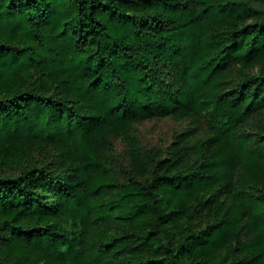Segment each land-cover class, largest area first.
Here are the masks:
<instances>
[{
  "label": "trees",
  "instance_id": "trees-1",
  "mask_svg": "<svg viewBox=\"0 0 264 264\" xmlns=\"http://www.w3.org/2000/svg\"><path fill=\"white\" fill-rule=\"evenodd\" d=\"M0 264H264V0H0Z\"/></svg>",
  "mask_w": 264,
  "mask_h": 264
},
{
  "label": "rangeland",
  "instance_id": "rangeland-1",
  "mask_svg": "<svg viewBox=\"0 0 264 264\" xmlns=\"http://www.w3.org/2000/svg\"><path fill=\"white\" fill-rule=\"evenodd\" d=\"M188 119L174 118L171 116L153 118L132 123V133L136 135L138 144L156 157H163L170 149V144L175 136L183 130L193 127ZM111 159L120 177L132 168L127 146L117 136H112Z\"/></svg>",
  "mask_w": 264,
  "mask_h": 264
}]
</instances>
